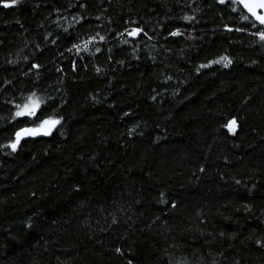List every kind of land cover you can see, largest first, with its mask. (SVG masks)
I'll list each match as a JSON object with an SVG mask.
<instances>
[{
  "label": "trees",
  "instance_id": "obj_1",
  "mask_svg": "<svg viewBox=\"0 0 264 264\" xmlns=\"http://www.w3.org/2000/svg\"><path fill=\"white\" fill-rule=\"evenodd\" d=\"M244 15L0 0V264H264V27ZM33 93L61 123L12 151Z\"/></svg>",
  "mask_w": 264,
  "mask_h": 264
},
{
  "label": "snow or ice",
  "instance_id": "obj_2",
  "mask_svg": "<svg viewBox=\"0 0 264 264\" xmlns=\"http://www.w3.org/2000/svg\"><path fill=\"white\" fill-rule=\"evenodd\" d=\"M230 5H238L243 12L247 13L242 18L244 20H249V17L252 18V26L255 27L256 23L260 26H264V0H228ZM218 3L225 4L226 0H218ZM3 7L8 8L12 7L11 4L5 3ZM232 11H237L236 7H232ZM237 31H241V29H236ZM67 31V29H65ZM231 31V29H229ZM142 29L137 30L133 29L129 35L136 37L139 36ZM146 35V34H145ZM173 36L180 35L179 32H173ZM104 37H100V40L103 41ZM259 39L264 41V30L259 32ZM76 48L77 52L81 50V46L73 45ZM84 51H87V44L84 45ZM71 51V49H69ZM99 51V49H97ZM227 57H222L221 60L214 61V63H221V61H226ZM227 63H224V67L228 66ZM33 67H38V65H33ZM201 68L207 67V65H201ZM17 109L15 112V116L24 118L22 119V123L34 122V126L32 127H22L19 131L15 132V141L6 147L11 148L12 151H16L18 146L21 144L22 140L27 138H37V137H50L53 134V131L56 127L61 123L59 119H53L51 117H46L45 112L47 109L41 110V100L35 97V93L32 96L27 98V102L23 105L17 104L15 105ZM227 127L229 131L235 134V129L237 127L236 120H232L228 123ZM175 207V205H172Z\"/></svg>",
  "mask_w": 264,
  "mask_h": 264
},
{
  "label": "water",
  "instance_id": "obj_3",
  "mask_svg": "<svg viewBox=\"0 0 264 264\" xmlns=\"http://www.w3.org/2000/svg\"><path fill=\"white\" fill-rule=\"evenodd\" d=\"M257 24H258V23H257ZM258 25H259V24H258ZM259 26H260V25H259ZM262 27H264V26H262ZM37 138H38V137H37ZM30 139H33V138H27V139H25V140H22L21 143L24 142V141L30 140ZM19 146H20V145H19ZM19 146H18V147H19Z\"/></svg>",
  "mask_w": 264,
  "mask_h": 264
},
{
  "label": "rangeland",
  "instance_id": "obj_4",
  "mask_svg": "<svg viewBox=\"0 0 264 264\" xmlns=\"http://www.w3.org/2000/svg\"><path fill=\"white\" fill-rule=\"evenodd\" d=\"M226 2H228V0H226Z\"/></svg>",
  "mask_w": 264,
  "mask_h": 264
}]
</instances>
